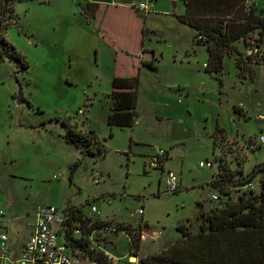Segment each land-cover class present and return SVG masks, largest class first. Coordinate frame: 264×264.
<instances>
[{
    "label": "rangeland",
    "instance_id": "rangeland-1",
    "mask_svg": "<svg viewBox=\"0 0 264 264\" xmlns=\"http://www.w3.org/2000/svg\"><path fill=\"white\" fill-rule=\"evenodd\" d=\"M257 1L264 6V0ZM88 4L15 0L18 25L9 28L7 39L28 67L18 71L8 59L0 60V205L12 219L11 242L18 245L30 237L33 213L41 205L85 204L86 212L96 205L94 219L135 227L141 222L135 211L143 208L145 226L160 233L141 243L143 257L180 238L181 222L198 231L202 211L227 201L230 196L210 184L221 160L235 178L264 165V145L257 141L264 132V38L260 54L247 57L246 75L235 56L225 57L221 74H210L206 45L177 18L185 0H155L146 19L145 57L152 59L154 52L157 68L142 66L133 128H111L104 116L118 54L100 35V24L83 12L90 13ZM236 44L249 53L244 40ZM64 120L91 126L107 151L85 154L68 143ZM160 148L170 152L166 171L178 174V191L169 190L165 173L147 164ZM207 160L214 166L200 167ZM263 189L264 168L245 185L234 186L231 196ZM213 192L219 200H212ZM94 241L115 264H130L133 252L124 230L96 232Z\"/></svg>",
    "mask_w": 264,
    "mask_h": 264
},
{
    "label": "trees",
    "instance_id": "trees-1",
    "mask_svg": "<svg viewBox=\"0 0 264 264\" xmlns=\"http://www.w3.org/2000/svg\"><path fill=\"white\" fill-rule=\"evenodd\" d=\"M106 8V9H105ZM90 13L86 17L100 24L102 38L117 52V64L109 96L114 106L108 115V124L131 127L139 116L138 99L142 66L156 69L158 59H144L148 50L145 38L148 34L146 20L137 15V9L120 5H105L89 2ZM105 14V20L100 19ZM177 18L196 30L195 41L207 47L208 58L205 70L221 74L226 56H235L240 74L246 75L252 55L261 52L264 38V8L255 0H185V11ZM12 25H18L15 15V0H0V60L8 59L18 71L26 70L28 62L7 39ZM244 40L249 48L257 47V53L240 51L236 42ZM29 106H33L29 102ZM239 110V107L236 108ZM67 130L64 137L68 143L80 148L85 154L106 152L105 142L93 128L83 129L76 120L73 124L63 121ZM222 131V129H220ZM112 135V134H111ZM131 137V143L133 142ZM264 165L255 166L249 176L235 178L229 165L221 160L220 169L210 184L229 195L222 205L212 206L201 213L202 222L198 231L191 230L185 222L178 225L182 236L173 244L140 257L141 225L130 222L89 218L84 221L81 239L71 238L70 245L84 255H91L99 264H115L114 258L101 250L92 248L90 236L95 228L115 224L124 230L130 240V256L140 257V264H264V189L256 193L244 191L237 198L231 196L236 185H245L252 180ZM90 222V224H89ZM135 255V256H134Z\"/></svg>",
    "mask_w": 264,
    "mask_h": 264
},
{
    "label": "built area",
    "instance_id": "built-area-1",
    "mask_svg": "<svg viewBox=\"0 0 264 264\" xmlns=\"http://www.w3.org/2000/svg\"><path fill=\"white\" fill-rule=\"evenodd\" d=\"M137 12L149 13L154 8V0L140 1L133 5ZM258 48H250L249 53H257ZM264 120V116H262ZM257 141L264 145V132L259 136ZM170 159V152L160 148L156 153L149 156L147 164L150 168L160 169L166 175V184L169 190L178 191L180 189L179 176L172 170L166 171V161ZM200 167H213L212 160L200 161ZM99 180L96 183L99 185ZM220 199V194L213 192L212 200ZM91 204V203H89ZM88 204V205H89ZM85 204H67L63 208L55 205H41L33 213L34 219L31 224L32 230L30 237L23 245L21 254L18 257L12 255L9 246V218L6 210L0 205V264H99L98 260L91 255H84L80 250L73 248L69 241L71 238L81 239L84 233V221L94 218L99 212L96 205L90 206V212L85 211ZM135 215L141 221L140 239L156 240L160 233L150 229L144 224V209L140 208L135 211ZM90 224V222H89ZM117 229L112 224L100 228H95L90 236L92 248L95 246V233L102 230L108 231ZM129 237V236H128ZM98 250V249H97ZM109 260L114 258L107 251ZM137 257V256H135ZM130 264H140L139 259L131 260Z\"/></svg>",
    "mask_w": 264,
    "mask_h": 264
},
{
    "label": "crops",
    "instance_id": "crops-1",
    "mask_svg": "<svg viewBox=\"0 0 264 264\" xmlns=\"http://www.w3.org/2000/svg\"><path fill=\"white\" fill-rule=\"evenodd\" d=\"M256 1V3H257V5L259 6V7H261V8H264V6H262V5H260L259 4V2L257 1V0H255ZM88 2H97V3H105L106 5H109V4H111V5H120V6H132V5H134V3L135 2H137V0H131L130 2H123V1H117V0H88ZM154 2H155V0H154ZM159 3V0H157V4ZM155 6H156V3H155ZM149 13H151V11L149 12ZM149 13H144V12H141V11H139V12H137V15L139 16V17H141V18H144L145 20L147 19V17H148V15H149ZM146 22H147V20H146ZM146 53V52H145ZM145 53L142 55L143 56V58L144 59H147L146 57H145ZM109 98H110V111L109 112H107L106 114H105V120H106V122H107V119H108V115L111 113V111H112V107L114 106V100H113V98H111L110 96H109ZM80 116H81V112L80 113H78V119L80 120ZM262 116H264V115H262ZM137 121V120H136ZM81 123V122H80ZM84 125V124H83ZM107 126H109V124H108V122H107ZM80 127H81V125H80ZM114 127H117V126H114ZM113 127V128H114ZM83 129H87L86 128V126H84V127H82ZM88 128H91V126H89ZM108 128V127H107ZM106 128V129H107ZM130 128V127H129ZM103 134L104 133H107L106 132V130L105 131H103L102 132ZM101 133V134H102ZM135 140H136V142H147V143H149L148 141H144V140H140V139H137V138H134ZM137 144V143H136ZM135 144V145H136ZM7 215H8V218H9V230H10V224H11V221H12V219H11V217L9 216V214L7 213ZM28 240V238L26 239V240H24L23 242H21V244L20 245H18L17 243L15 244V243H12L11 242V235H10V232H9V246H10V249H11V252H12V255L13 256H15V257H18L20 254H21V251H22V249H23V245L25 244V242ZM16 245H18V246H16ZM15 246L17 247V248H15ZM19 247V248H18Z\"/></svg>",
    "mask_w": 264,
    "mask_h": 264
},
{
    "label": "water",
    "instance_id": "water-1",
    "mask_svg": "<svg viewBox=\"0 0 264 264\" xmlns=\"http://www.w3.org/2000/svg\"><path fill=\"white\" fill-rule=\"evenodd\" d=\"M173 243V241H167L166 242V248H168V247H170V245ZM157 251H151L150 253L151 254H154V253H156Z\"/></svg>",
    "mask_w": 264,
    "mask_h": 264
},
{
    "label": "bare ground",
    "instance_id": "bare-ground-1",
    "mask_svg": "<svg viewBox=\"0 0 264 264\" xmlns=\"http://www.w3.org/2000/svg\"><path fill=\"white\" fill-rule=\"evenodd\" d=\"M131 260H137V258L132 256V257H131Z\"/></svg>",
    "mask_w": 264,
    "mask_h": 264
}]
</instances>
